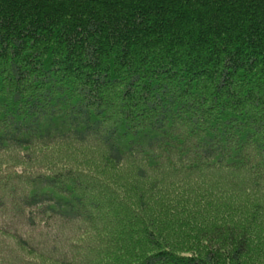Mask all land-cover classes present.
Returning <instances> with one entry per match:
<instances>
[{"label": "trees", "instance_id": "1", "mask_svg": "<svg viewBox=\"0 0 264 264\" xmlns=\"http://www.w3.org/2000/svg\"><path fill=\"white\" fill-rule=\"evenodd\" d=\"M0 153V264H264V0H0Z\"/></svg>", "mask_w": 264, "mask_h": 264}, {"label": "rangeland", "instance_id": "2", "mask_svg": "<svg viewBox=\"0 0 264 264\" xmlns=\"http://www.w3.org/2000/svg\"><path fill=\"white\" fill-rule=\"evenodd\" d=\"M206 1V0H203ZM93 160H95V157L98 158V154L97 153H93ZM6 162V156L3 153H0V180L1 178H5V175L8 176V173H12L15 168H13V166H11V163H8V168L3 169V165ZM125 171H129L128 169H125ZM126 180H128V176H125ZM127 188H128V195L130 196V200L129 202L132 203L133 202V189L131 187H129L128 185H126V183H123ZM178 191L179 189L176 188ZM232 191H237L235 189L232 188ZM248 191L251 193L248 196H244L248 193ZM257 192L261 193L263 196L257 194ZM228 193H225L223 195H221V199H223L224 202V207H227V203L231 201V199L228 196ZM260 197L261 200V204H264V189L263 190H259V191H252V190H246L243 191L242 193L238 194V198L233 197L232 198V214L237 211V210H241V212H248V215L251 216V209L254 208L257 205L256 202V198ZM243 197V198H242ZM250 197V199L248 198ZM159 198V197H158ZM181 198V195L178 194L177 200H179ZM176 199V198H175ZM247 200L248 203L247 204H241L242 201ZM237 204V205H235ZM145 206L148 207H157L159 206V202L156 201H146ZM142 205L140 206H129V209H135V208H141ZM220 207H222L220 205ZM216 217H219L218 215ZM36 225L31 227L28 231L27 234H25L26 238L25 240H27V242L31 245L34 246V250L35 252H39L40 251V243L41 241L45 243L46 246V254H41V253H32L33 255L30 256L31 259L33 260H37V263H44V264H76V259L79 257L78 255L76 256L75 260H72L70 263L64 261V260H56V259H50L48 257V253H50V251L48 250L50 247H55L56 250H60V251H64V249H68V250H72V248L75 246V249L79 252L82 248H80V245L85 244L81 243L80 245H75V243H80L82 241V239L78 237H76V227L72 224L69 223H60L58 221H53V220H46L45 222L42 221H38V219H36ZM188 226V225H186ZM260 228L262 227V225H259ZM264 227V224H263ZM5 234V233H4ZM0 236H3V234L0 232ZM24 238V237H22ZM88 238V237H87ZM91 239H94L96 237L91 236ZM26 242V243H27ZM95 244L99 243V240L96 239ZM27 243V244H28ZM1 244L3 246L4 241H2L1 237H0V247ZM28 244V245H29ZM74 245V246H73ZM3 251V248H2ZM4 252V251H3ZM5 253V252H4ZM56 256H59L58 253L54 254ZM60 257V256H59ZM61 258V257H60ZM39 261V262H38Z\"/></svg>", "mask_w": 264, "mask_h": 264}]
</instances>
